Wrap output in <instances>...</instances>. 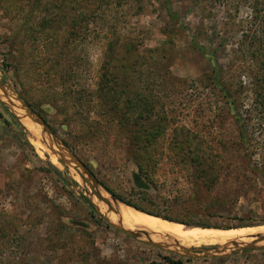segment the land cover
<instances>
[{
  "label": "rangeland",
  "instance_id": "obj_1",
  "mask_svg": "<svg viewBox=\"0 0 264 264\" xmlns=\"http://www.w3.org/2000/svg\"><path fill=\"white\" fill-rule=\"evenodd\" d=\"M0 95V264H264V234L142 241L92 200L264 227V0H0Z\"/></svg>",
  "mask_w": 264,
  "mask_h": 264
},
{
  "label": "bare ground",
  "instance_id": "obj_2",
  "mask_svg": "<svg viewBox=\"0 0 264 264\" xmlns=\"http://www.w3.org/2000/svg\"><path fill=\"white\" fill-rule=\"evenodd\" d=\"M0 98L1 100H3L4 96L0 95ZM15 108L18 110H13L12 113L17 119H19L23 123V125L30 133L32 144L38 150V154L43 156L46 155L47 159L54 166L61 168L62 165L60 164V162L63 163V157L52 154L38 141L37 135L39 131L38 129H36V125L34 126L29 121L30 119H28V110L19 103L16 104ZM98 194L105 198L107 202L100 201L96 197L92 198V200L96 204L99 212L102 213L108 221H110L116 227L123 230L124 232H127L132 236L153 241L154 243H161L162 240L160 238H163V243H167L165 242V239L173 240L174 243L176 242L175 244L181 247H192L195 245L202 244L213 246V244L220 245L226 242L232 243L234 241H242L243 238L247 240L249 239L250 241H255L256 235L264 234L263 226L230 228L227 230L198 227L187 228L179 223L165 220L161 217L150 215L146 212L134 210L131 207L113 201L110 199L109 195L102 190H98ZM140 232H145L147 236L144 233ZM171 249L177 248L172 247Z\"/></svg>",
  "mask_w": 264,
  "mask_h": 264
},
{
  "label": "water",
  "instance_id": "obj_3",
  "mask_svg": "<svg viewBox=\"0 0 264 264\" xmlns=\"http://www.w3.org/2000/svg\"><path fill=\"white\" fill-rule=\"evenodd\" d=\"M5 97L8 99V100H11L12 102H14V103H19L20 105H22L23 107H25L27 110H28V112H29V116H28V119H30V120H32L34 123H36V124H38V125H40L43 129H44V131L46 132V133H48L50 136H52L53 137V134L51 133V131L49 130V128L46 126V124H44V122L37 116V115H35L31 110H30V108L25 104V103H23L20 99H18V98H16V99H12V98H10L8 95H5ZM11 101H9V103H10V105H13L12 103H11ZM57 148H58V146H57ZM60 148V149H59ZM58 148V151H59V153L60 154H62L63 156H65V157H69L70 159H72L71 160V162H73V163H76L80 168H83L77 161H75V159H74V157L65 149V148H63V147H59ZM84 169V168H83ZM87 172V171H86ZM87 174L93 179V177H92V175L89 173V172H87ZM94 192H95V194H96V196L101 200V201H103V202H107L106 201V199L105 198H103L102 196H100L99 194H98V190L100 191V189L99 188H97V187H95L94 189ZM105 193H107L106 191H104ZM108 194V193H107ZM112 200V199H111ZM110 222V221H109ZM111 223V222H110ZM113 224V223H112ZM114 225V224H113ZM115 226V225H114ZM118 228V227H117ZM121 230V229H120ZM123 231V230H122ZM124 232V231H123ZM126 234H128L127 232H125ZM140 233H143V232H140ZM146 236H147V234L146 233H144ZM128 235H130V234H128ZM132 236V235H131ZM132 237H135V238H138V239H141V238H139V237H136V236H132ZM142 241H148V240H145V239H141ZM151 242H153V241H151ZM247 247V246H246Z\"/></svg>",
  "mask_w": 264,
  "mask_h": 264
},
{
  "label": "trees",
  "instance_id": "obj_4",
  "mask_svg": "<svg viewBox=\"0 0 264 264\" xmlns=\"http://www.w3.org/2000/svg\"><path fill=\"white\" fill-rule=\"evenodd\" d=\"M150 215H154V214H151V213H149ZM154 216H158V215H154ZM159 217V216H158Z\"/></svg>",
  "mask_w": 264,
  "mask_h": 264
}]
</instances>
